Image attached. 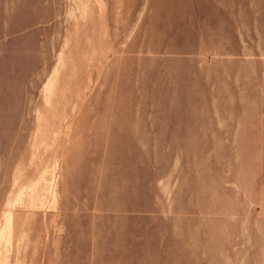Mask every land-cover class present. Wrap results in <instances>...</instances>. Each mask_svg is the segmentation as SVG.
Segmentation results:
<instances>
[{
	"label": "rangeland",
	"instance_id": "1",
	"mask_svg": "<svg viewBox=\"0 0 264 264\" xmlns=\"http://www.w3.org/2000/svg\"><path fill=\"white\" fill-rule=\"evenodd\" d=\"M0 264H264V0H0Z\"/></svg>",
	"mask_w": 264,
	"mask_h": 264
}]
</instances>
